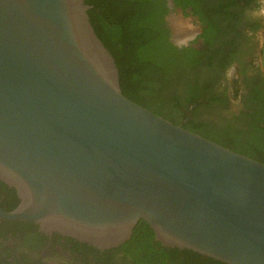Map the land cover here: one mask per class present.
I'll list each match as a JSON object with an SVG mask.
<instances>
[{
    "label": "water",
    "instance_id": "water-1",
    "mask_svg": "<svg viewBox=\"0 0 264 264\" xmlns=\"http://www.w3.org/2000/svg\"><path fill=\"white\" fill-rule=\"evenodd\" d=\"M90 7L0 0V177L21 198L0 214L100 249L146 220L164 246L264 264V162L127 97Z\"/></svg>",
    "mask_w": 264,
    "mask_h": 264
},
{
    "label": "trees",
    "instance_id": "trees-1",
    "mask_svg": "<svg viewBox=\"0 0 264 264\" xmlns=\"http://www.w3.org/2000/svg\"><path fill=\"white\" fill-rule=\"evenodd\" d=\"M157 1L86 0L91 6L89 15L96 32L116 59L124 94L177 125L264 162V83L250 89L247 102L233 118L224 116L231 104L227 91L216 90L211 79L201 81V72L195 81L188 79L185 82L186 97L182 99L175 92L176 86L183 83L177 69L187 68L191 63H179L164 46L159 26L165 9L160 6L157 9ZM232 3L237 0L224 3L221 11L229 16L228 6ZM230 18L234 19L233 14ZM227 31L228 36L221 45L230 42L237 47L235 42L242 33ZM207 32L205 30V34ZM218 36L219 39L226 36L225 30H219ZM222 50L207 45V64L203 66H208V61ZM233 89L234 98L238 99L241 92L238 79H235ZM194 104L193 117L186 121ZM203 107H207L204 114L212 110L219 117L214 130L205 120H197ZM120 247L138 264H229L192 249L164 246L146 220L137 224L132 238Z\"/></svg>",
    "mask_w": 264,
    "mask_h": 264
},
{
    "label": "flooded vegetation",
    "instance_id": "flooded-vegetation-1",
    "mask_svg": "<svg viewBox=\"0 0 264 264\" xmlns=\"http://www.w3.org/2000/svg\"><path fill=\"white\" fill-rule=\"evenodd\" d=\"M231 1L233 0L156 2L157 9L159 6L165 9L159 32L169 55L179 63H191L187 68L177 69L183 83L176 86L175 92L184 99L185 82L188 79L195 81L196 75L201 72V81L211 79L215 82L216 90L227 91L231 104L224 111L225 118L238 115L247 102L250 89L264 83V43L261 40V35H264V0H237V3L228 6V16L221 10L224 3ZM232 14L234 19L230 18ZM179 17L188 22H183V29L186 27L191 30H178L179 22L177 23L176 18ZM205 30H208L206 34ZM219 30H225L226 36L219 39ZM227 30H239L242 33L235 42L237 47H233L230 42L225 46L221 45L228 36ZM209 44L223 50L208 61V66H203L207 64L205 49ZM235 79L241 82L238 99L234 98ZM195 107V104L191 106L186 121L193 117ZM206 109L207 107H203L200 112ZM207 112H203L197 120H205L210 124L211 130H214L219 117L212 110ZM20 202L18 190L0 177V209L5 212L14 211ZM121 245L100 249L60 232L44 230L35 222L9 219L0 214V264H138L127 255Z\"/></svg>",
    "mask_w": 264,
    "mask_h": 264
},
{
    "label": "rangeland",
    "instance_id": "rangeland-1",
    "mask_svg": "<svg viewBox=\"0 0 264 264\" xmlns=\"http://www.w3.org/2000/svg\"><path fill=\"white\" fill-rule=\"evenodd\" d=\"M176 21H177V23L179 22L178 25L176 24L177 27L179 28L178 30H191V29H187L186 27H184V29H183V22L186 24L187 21L182 20L180 17L176 18ZM261 40H262V43H264V35H261ZM263 57H264V52H263ZM263 66H264V61H263Z\"/></svg>",
    "mask_w": 264,
    "mask_h": 264
}]
</instances>
